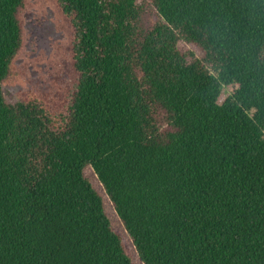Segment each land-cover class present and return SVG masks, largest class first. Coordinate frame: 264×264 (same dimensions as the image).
Returning a JSON list of instances; mask_svg holds the SVG:
<instances>
[{
    "label": "trees",
    "instance_id": "trees-1",
    "mask_svg": "<svg viewBox=\"0 0 264 264\" xmlns=\"http://www.w3.org/2000/svg\"><path fill=\"white\" fill-rule=\"evenodd\" d=\"M0 264H264V0H0Z\"/></svg>",
    "mask_w": 264,
    "mask_h": 264
},
{
    "label": "rangeland",
    "instance_id": "rangeland-1",
    "mask_svg": "<svg viewBox=\"0 0 264 264\" xmlns=\"http://www.w3.org/2000/svg\"><path fill=\"white\" fill-rule=\"evenodd\" d=\"M37 9L26 15V23L29 31L30 50L27 53V62L33 65L29 71V82L27 88L45 89L54 79L56 68L53 65L56 56V43L61 39V34L56 31L51 12H46L44 16L37 15ZM19 86L4 87L2 94L4 99L13 104L16 101V93ZM111 221L121 231V227L112 209L106 208Z\"/></svg>",
    "mask_w": 264,
    "mask_h": 264
}]
</instances>
